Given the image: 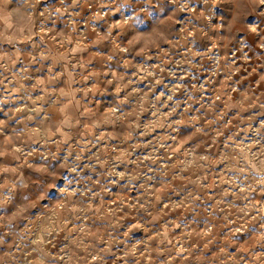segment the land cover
I'll return each instance as SVG.
<instances>
[{"label": "clouds", "instance_id": "1", "mask_svg": "<svg viewBox=\"0 0 264 264\" xmlns=\"http://www.w3.org/2000/svg\"><path fill=\"white\" fill-rule=\"evenodd\" d=\"M0 264H264V0H0Z\"/></svg>", "mask_w": 264, "mask_h": 264}]
</instances>
